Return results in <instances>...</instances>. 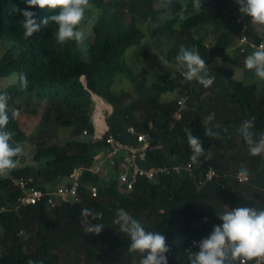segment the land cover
<instances>
[{"label": "trees", "instance_id": "trees-1", "mask_svg": "<svg viewBox=\"0 0 264 264\" xmlns=\"http://www.w3.org/2000/svg\"><path fill=\"white\" fill-rule=\"evenodd\" d=\"M83 21L86 47L68 41L59 44L57 25L41 24L29 39L23 38L17 9L26 8L24 0H0V43L6 45L0 54V81L12 74L16 80L0 87L7 93L9 123L6 130L16 142L30 140L35 145L37 164L17 165L7 176H0V264H139L140 254L129 251L130 238L114 223L117 209H125L148 231H159L171 249L168 264H190L189 257L198 247L193 239L206 238L214 225L222 221L217 215L228 208L264 209V154L251 156L237 129L245 120L255 117L251 130L255 139L264 133V92L258 83L235 77L234 68L221 64L236 42L239 58L253 52H241L238 38L247 34L259 40L261 34L249 17L239 12L235 0H203L201 9L192 0H89ZM40 23L53 13L47 9H29ZM91 23V30H83ZM149 36L148 51L155 48L164 63L154 73L141 67L137 72L126 62L128 47ZM209 38V42L206 40ZM181 46L197 49L208 65L214 83L205 88L197 81L188 82L183 71L171 66ZM27 77L22 88L20 76ZM118 76H127L131 85L116 89ZM176 92L165 99L164 94ZM94 94L112 105L105 116L108 129L95 138L93 121ZM34 96L37 105L44 104L42 117L31 135L19 125L12 110L19 100ZM186 98L188 108L180 119L173 113L178 98ZM106 104V103H105ZM215 114L209 122L207 116ZM104 117L96 120L101 131ZM219 125V127H217ZM137 132H149L152 149L144 166H184L180 172L161 175L157 181L140 176L133 189L118 184V162L101 172L85 170L81 178L80 202L56 201L51 210L44 202L15 208L19 194L16 180L32 175L42 189L50 188L56 179L67 180L77 165L89 166L94 155L107 147L106 136L113 134L134 143ZM68 127V136L57 141L58 129ZM191 129L201 139L205 156L199 163L190 160L191 150L184 129ZM214 133L207 137L204 130ZM88 130L84 135L83 131ZM216 169L211 181H204L208 166ZM241 167L249 180L236 178ZM98 193L92 196L90 186ZM102 213L92 224H103L99 235L88 233L82 224L81 210Z\"/></svg>", "mask_w": 264, "mask_h": 264}, {"label": "clouds", "instance_id": "clouds-1", "mask_svg": "<svg viewBox=\"0 0 264 264\" xmlns=\"http://www.w3.org/2000/svg\"><path fill=\"white\" fill-rule=\"evenodd\" d=\"M239 5V12L250 18L255 25L264 26V0H235ZM26 8L17 9L23 16L21 20L23 38L29 39L34 33L44 26L54 23L57 25L55 38L57 43L64 44L68 41L81 42L84 38L82 31L78 30L84 19L85 11L90 6L89 0H24ZM203 0H192V6L201 9ZM47 9L53 13L43 18L38 23L35 19L36 13L29 9ZM176 60L186 71L184 79L188 82L193 80L210 87L215 80L214 76L208 74V65L201 58L197 49H188L181 46ZM247 70L253 71L255 76L264 80V45L251 52L244 60ZM22 88L27 87V77L20 76ZM96 95V94H95ZM7 93H0V176H7L16 169L19 157L23 155L22 146H13L12 133L7 131L9 123ZM19 111L12 110V118L18 117ZM214 113L207 116V121L214 119ZM255 117L245 120L237 129L238 134L248 146L251 156L264 154V133L255 134L251 131L254 127ZM219 127V125H217ZM187 143L191 150L190 160L193 164L199 163V158L205 156L202 141L194 136L191 129H184ZM207 137L217 135L211 128L204 130ZM210 159V157H206ZM239 175L247 176V170L241 167ZM218 219L220 225H214L211 233L199 241H193L198 251L189 257L190 264H249L256 260L260 264L264 260V209L258 210L254 207H236L227 209ZM102 213H94L84 208L81 210L82 224H86V231L99 235L104 225L90 223L98 220ZM114 223L119 226L122 233L130 238L129 251L140 254L139 264H168V254L171 249L166 237L159 231H148L142 224L134 219L125 209L119 208L116 212Z\"/></svg>", "mask_w": 264, "mask_h": 264}, {"label": "built area", "instance_id": "built-area-1", "mask_svg": "<svg viewBox=\"0 0 264 264\" xmlns=\"http://www.w3.org/2000/svg\"><path fill=\"white\" fill-rule=\"evenodd\" d=\"M261 45H264V33L261 34L259 40L250 38L247 34H242L237 41V47L241 52L248 50L255 51ZM188 108L186 98L180 96L178 98V107L173 113L175 119H180L184 111ZM104 114V110H102ZM106 115H103L105 119ZM94 123L95 119H93ZM96 126V125H95ZM108 129L106 121L105 126L101 131H95V138H102L103 134ZM131 133L135 134L136 140L134 143H127L119 139L113 134L106 136L107 147L103 150L98 151L94 155V161L91 165H77L75 166L67 180L62 181L57 186L49 189L40 188L35 182L32 175L21 176L16 180V184L19 188V194L15 201V208H19L25 205L36 204L44 202L45 208L51 210L54 208L56 201L66 202H80L82 193L80 191L81 178L85 170L92 172H101L105 166H112L118 162V184L123 190L133 189L137 179L140 176L146 177L152 181H157L158 178L163 174H170L171 172H180L183 167L187 170H192V164L189 162L184 166L175 165L173 167L168 166H144L142 162L146 159L150 149H152V138L149 132H137L136 129L131 126L128 129ZM88 130H84L83 134L87 135ZM236 172V178L239 181L245 182L249 180V175L242 176ZM217 175L216 169L213 166H208L205 171L204 181H211ZM90 193L92 196H96L98 188L96 185L90 186ZM6 209V205H2L0 210ZM193 241H199L193 239L191 247H193ZM249 264H257L256 260L250 261ZM264 264V260L260 262Z\"/></svg>", "mask_w": 264, "mask_h": 264}, {"label": "rangeland", "instance_id": "rangeland-1", "mask_svg": "<svg viewBox=\"0 0 264 264\" xmlns=\"http://www.w3.org/2000/svg\"><path fill=\"white\" fill-rule=\"evenodd\" d=\"M83 30H91V23L87 26H84L82 28ZM257 31L258 33L262 34L264 33V26L257 25ZM83 32V31H82ZM84 34V33H83ZM209 42V38L206 40ZM151 42V39L149 36H146L144 40L138 44L132 45L128 47L124 58L126 59V62L133 70L136 72L141 68H147L150 72L154 73L158 70V63H164V60L161 58V55L159 52L153 48L152 50L148 51L146 48V45ZM6 45L3 43H0V54L5 49ZM86 47L85 39L81 42H79V48L80 50H83ZM218 61L221 64L229 65L234 68V74L235 77L238 79H243L245 81H256L258 83V89L259 92H264V80L259 79L255 76L253 71H249L245 68L244 65H240L243 63V59L239 58L238 52L236 50V42L232 44V46L228 50V55L225 59H218ZM171 66L178 68L179 70H182L183 72L186 71L185 67H183L180 63H172L170 62ZM17 77V74H12L10 76H7L3 78L0 81V87L5 86L8 84V82L15 81ZM131 85V80L127 76H118V81H116L114 88L121 89V88H127ZM176 96V92H168L164 94L165 99H170ZM95 98V102L93 105V119L99 120L103 117V115H107L112 110V105L108 103L105 100H102L100 97H97V95L93 96ZM36 98L34 96H28L25 98H22L19 100V115L17 117V120L19 122L20 127L22 130L28 134L31 135L33 131L37 128V125L42 117L44 104L37 105ZM106 103V104H105ZM102 110H104V114L102 113ZM105 121V119H104ZM70 128L68 127H60L58 129V135L56 137L57 141H64L66 137L68 136V130ZM17 145L22 146L23 148V155L19 157V166L25 165V164H37V162L34 159L35 154V145L30 140H23L20 142H16ZM62 180L56 179L53 182L50 183V188H53L57 186L59 183H61Z\"/></svg>", "mask_w": 264, "mask_h": 264}, {"label": "crops", "instance_id": "crops-1", "mask_svg": "<svg viewBox=\"0 0 264 264\" xmlns=\"http://www.w3.org/2000/svg\"><path fill=\"white\" fill-rule=\"evenodd\" d=\"M95 125H96V127H97V124H95ZM97 131H100L98 127H97Z\"/></svg>", "mask_w": 264, "mask_h": 264}, {"label": "water", "instance_id": "water-1", "mask_svg": "<svg viewBox=\"0 0 264 264\" xmlns=\"http://www.w3.org/2000/svg\"><path fill=\"white\" fill-rule=\"evenodd\" d=\"M95 95V94H94Z\"/></svg>", "mask_w": 264, "mask_h": 264}]
</instances>
